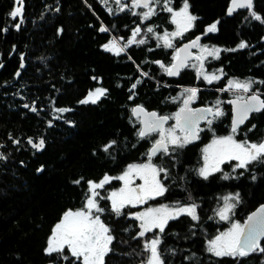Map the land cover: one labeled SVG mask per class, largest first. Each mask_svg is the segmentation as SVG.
Instances as JSON below:
<instances>
[{
  "label": "trees",
  "instance_id": "1",
  "mask_svg": "<svg viewBox=\"0 0 264 264\" xmlns=\"http://www.w3.org/2000/svg\"><path fill=\"white\" fill-rule=\"evenodd\" d=\"M187 2L190 13L198 17L190 34L203 33L219 21L218 31L206 36L208 41L221 49L235 48L241 41L249 45L235 52L222 51L219 59L211 60L209 68H222L224 72L212 86L222 87V81L229 79L250 78L256 81L251 92L262 94L264 99V84L258 83L264 81V24L251 19L247 9L227 15L230 0ZM183 3L184 0H171L169 6L178 9ZM253 5L264 16V0H253ZM15 6L14 0H0V28H8L7 32H0V64H3L0 67V154L3 155L0 158V264H69L57 254L49 256L44 251L62 213L67 207L84 206L86 181H96L105 173L117 176L129 163L143 159L147 145L137 142L139 123L132 116V107L140 104L169 114L181 106L184 86L205 83L194 81L193 72L183 71L174 81L164 71L160 70L158 76L148 71L142 63L148 58H158L167 65L173 53L165 48L150 52L146 47L133 45L126 53L116 56L101 47L113 37L122 36L123 44L138 23L146 25L140 24L139 16L131 14L136 9L109 14L98 0H87V4L84 0H24V23L17 31L14 25L19 18L14 21L8 16ZM57 7L59 12L55 11ZM155 7L157 14L153 17L161 19L159 26L168 29L172 24L170 13L164 10V0ZM101 24L109 31L100 32ZM58 29L63 31L58 33ZM21 54L23 68H20ZM17 70L21 73L19 77L15 75ZM144 72L155 76L158 82L149 81L148 76L142 75ZM137 79L142 82L133 90L135 95L130 100L129 89ZM168 81L176 86L162 84ZM97 87L107 89V95L96 104L78 103ZM200 92H203L201 99L216 94L210 90ZM173 97L177 98L175 102ZM33 103L36 112L31 111ZM24 104L30 107L25 108ZM60 107L72 111L56 113L54 109ZM49 120L52 127L48 126ZM227 130L228 123L220 127L219 133ZM242 130L243 135L238 139L262 141L264 110L253 113ZM29 137L34 142L43 137L45 148L33 149L28 144ZM15 140L20 143H14ZM113 140L116 144L105 152L104 146ZM196 153L193 145L160 160L170 163L167 165L170 185L164 201L172 205L177 201L197 204L199 221L181 216L169 221L163 234L156 229L140 238L139 223L130 215L134 211L131 206H126L124 214L117 217L111 212L110 202L98 198L99 205L105 209L100 218L114 237L105 264H144L148 256L144 241L154 235H160L159 249L165 264H261L264 261V254L259 252L247 257H215L206 250L208 240L228 225V221H220L215 214L223 195L239 192L240 202L230 220L238 219L242 223L252 210L264 204V162H254L242 176L239 173L243 170L233 173L231 164L226 163L221 167L222 172L205 180L193 167ZM41 166L43 171L38 172ZM223 172L237 178L225 180ZM81 177L80 184L73 183ZM117 185L118 181L112 180L110 188ZM100 194L105 197L103 190ZM261 245L264 246V239Z\"/></svg>",
  "mask_w": 264,
  "mask_h": 264
},
{
  "label": "snow or ice",
  "instance_id": "2",
  "mask_svg": "<svg viewBox=\"0 0 264 264\" xmlns=\"http://www.w3.org/2000/svg\"><path fill=\"white\" fill-rule=\"evenodd\" d=\"M87 4V0H84ZM117 6L114 10L112 7H107L106 10L109 14L115 12L131 11L132 9H144V11H131L133 16H139L141 21H147L155 16L156 7L161 0H131L130 3L124 0H113ZM15 7L8 16L12 20L19 22L15 23L14 27L17 31L20 30L21 25L24 23V0H14ZM103 5H108V0H100ZM171 0H164V10L171 14V23L175 25V31H165L162 35L155 33L153 27H148L146 32L154 34L157 39V47L174 48L173 40L175 38L183 37L185 33L195 26L198 17L190 14L189 4L184 0L183 6L179 10H174L169 6ZM91 5H89V8ZM237 9H247L251 19L264 24V16L254 10L253 0H230V6L226 10L227 15H232ZM56 12L60 8H55ZM43 18V17H42ZM248 19V17H245ZM219 21L214 22L208 26L202 36H207L209 33L218 31ZM115 27V25H113ZM100 32H108L109 29L101 24L98 29ZM8 28H0V32H7ZM63 29H58V33ZM140 25H136L126 42L121 44L119 39L113 37L101 47L106 51L119 56L121 53H126L127 50L133 46L144 45L147 42V36L138 39L142 33ZM202 36H197L195 39L185 44L183 48H175V55L172 57L173 63L169 66L161 61H154L168 76H177L180 70L189 66V60L195 59L198 62L192 64L191 67L196 69L197 79H203L211 84L213 81L220 80L224 75L223 69H218L219 75L208 73L205 71V61L209 58L214 60L220 58L222 51L235 52L237 49H245L249 45L241 41L235 48L221 49L216 46L209 47L208 45H201L200 40ZM198 48L199 54L193 56L190 49ZM15 50V46L13 48ZM152 49H149L151 51ZM183 53V55H181ZM131 60V56L128 57ZM20 68L24 67L23 54L20 56ZM3 67V64H0ZM139 68V65H137ZM15 75L19 77L20 71L17 70ZM143 76H148L147 72L142 73ZM96 80V77H93ZM142 81L137 79L129 89V99L134 98V91L137 85ZM252 79L245 81L229 80L227 88L220 89V91H231L233 89L242 90L247 93L251 91L253 83ZM264 84V81H258ZM108 90L102 87H97L94 90H89L87 95L78 101L80 104H96L102 97L107 95ZM199 89L185 88L181 96L182 106L172 116H161L156 112H147L142 105H137L131 109L132 115L137 118L141 127L137 131V136L140 139L149 137L152 133H158L159 139H156L151 148L147 152L148 163L144 164H129L126 170L118 177H112L105 174L98 182L93 180L86 181L87 193L84 206L78 210H67L64 212L61 220L55 225L51 231V235L47 240V246L44 249L45 253L49 256L57 254L63 260L69 261V264H105V256L111 251L110 245L114 237L110 234V229L100 218V213L105 209L99 205L98 198L106 199L111 202V212L117 217L122 216L123 209L126 206L142 205L149 200L156 197L164 196L168 191L163 183V179L168 178V170L163 167H158L151 163V160L157 154L171 155L179 148L198 140L199 133L202 129L199 128L201 120L207 121L209 129L213 120L219 118L224 113L220 109V101L212 107H205L200 109H193L190 104L197 98ZM173 102L177 99L173 97ZM54 103V102H53ZM234 105V116L232 120L231 134L227 136L214 137L210 144L205 146L203 152V166L197 171V174L207 180L215 173L222 172L221 165L230 163L232 172L235 173L238 169L243 170L239 174L242 176L248 170L249 166L254 162H264V141L259 143H249L245 141H237L235 133L238 131L239 125L243 124L248 118L249 114L253 112H261L264 110V99H261L258 92H253L247 98L237 96L235 100L229 101ZM25 108H29L28 104H24ZM31 111L36 112L37 108L35 103L31 106ZM56 113H66L72 111L71 108L60 107L55 108ZM209 116L212 119H209ZM60 119L61 117H56ZM174 119L175 124L169 128L164 125L170 120ZM71 124V121H65ZM48 126L52 127L51 120L48 121ZM255 127V125H253ZM179 133V134H177ZM14 143L19 144V140ZM28 144L37 151H42L45 148L46 141L43 137L39 138L38 142H34L33 138H28ZM116 141H111L104 146V151L107 152ZM0 158L3 155L0 154ZM38 172L43 171V166L37 169ZM139 179L142 183L136 184L135 180ZM222 178L227 180L230 178H237L230 176L229 173L223 172ZM255 180V175L252 176ZM80 180L73 183L80 184ZM112 180L123 181V187L118 190L112 191L107 197H100L98 189H104L105 185L111 183ZM223 204L216 210V216L220 221H230V216L236 208L237 203L240 202L239 192L235 194L229 193L222 197ZM234 201V202H233ZM198 205L195 203L181 204L177 201L174 205H161L157 208L149 207L144 211L131 213L136 220L140 221L139 232L137 235L140 238L146 237L148 233L158 229L159 234L165 232L168 222L177 220L181 216L190 217L192 221H199L200 217L197 212ZM261 237H264V205L248 217V220L241 225L239 222H231V227L224 232H220L214 238L207 242V252L215 257H247L252 253L264 254V246L261 245ZM162 241L160 235H154L152 239H146L143 244L145 252L148 253L147 259L144 264H165L160 252L159 246ZM67 251L68 254H65ZM74 258V259H70ZM264 264V261L261 262Z\"/></svg>",
  "mask_w": 264,
  "mask_h": 264
},
{
  "label": "flooded vegetation",
  "instance_id": "3",
  "mask_svg": "<svg viewBox=\"0 0 264 264\" xmlns=\"http://www.w3.org/2000/svg\"><path fill=\"white\" fill-rule=\"evenodd\" d=\"M183 6V5H182ZM181 8V7H180ZM179 9V8H178ZM160 20L161 19H159L158 17H151L149 20H147V21H141V19L139 18V22H141L140 24H142V22L143 23H146V25L145 26H140L141 28H142V33H141V35L138 37L139 39L140 38H144L145 36H147V42H146V44H144V45H140L142 48H144V47H146L148 50L149 49H152L151 51H153V50H155V49H159L160 47H157V43H158V41H157V39L155 38V35L154 34H149V33H147L146 32V29L148 28V27H153L154 28V31H155V33H159V34H163L165 31H168L169 33L170 32H172V30H174V24H172V26H170L168 29H166V27L165 26H163V27H160L159 26V22H160ZM169 20H170V22H171V18L169 17ZM137 25H139V23L137 24ZM163 25V24H162ZM193 29V28H192ZM191 29V30H192ZM191 30H189L187 33H185L184 34V36L183 37H179V38H175L174 40H173V43H174V48H165V49H167L170 53H173V56L175 55V48H179L183 43H185V42H188V41H191V40H193V39H195V37H197V36H202V34L204 33H196V34H190V31ZM122 37V36H121ZM200 44L201 45H208L209 47H212V46H215V45H213L212 44V42H210V41H208L207 39H206V36H202V38H201V40H200ZM140 46H138V47H140ZM162 47V46H161ZM162 48H164V47H162ZM145 49V48H144ZM150 51V52H151ZM192 52H193V55L195 56V55H198L199 54V49L198 48H193L192 49ZM172 56V57H173ZM172 57H171V59L168 61V63H167V65H165V66H169V65H171L172 63H173V59H172ZM211 60H212V58H209L208 60H206L205 61V71L206 72H208V73H214L215 72V70L214 69H211V68H209V66H208V64L211 62ZM154 61H161L160 59H158V58H148L146 61H144L143 60V64H145V66H146V68L148 69V71H150V72H153L156 76H158V72L161 70V71H163L161 68H160V66L158 65V64H156V63H154ZM192 64H196L197 65V67L199 66L198 65V62L193 58V59H190L189 60V66H187V67H185V68H183V69H181V71H180V73L181 72H183V71H187V72H189V73H191V72H193L194 74H195V76H194V81H197V82H201V83H205V85H203V86H198V85H191V86H184V88H193V87H195V88H197V89H199V92H198V94H197V98L190 104V107L191 108H196V107H198V106H209V107H212V106H214V105H216V102L219 100L220 101V104H219V107H220V109L223 111V115L222 116H220L219 118H216V119H214L213 120V123H212V125H211V129H209V125L207 124V121H205V120H203L201 123H199V128L200 129H202V131L199 133V139L198 140H195V141H193V142H191V143H189V144H187V145H185L183 148H179V149H177L175 152H173L172 154H175V153H177V154H179V153H181V152H183L184 150H185V148L186 147H189V146H193V145H195V148H196V151H197V156H196V158H195V163H194V165H193V167L194 168H196V170H198L199 168H200V166H201V164H202V156H201V151H202V149L204 148V146H206L214 137H219V136H227V135H230L231 134V130H230V121H231V117H232V106H231V104L229 103V100H231V99H235L238 95L237 94H235V93H233L232 91L233 90H231V91H220V89H225V88H227V85H228V81L229 80H231V79H229L228 81H222V83H221V85H222V87H213L212 85L213 84H216V83H218V81L219 80H217V81H213L211 84H209L207 81H204L202 78L201 79H197V72H196V69L195 68H193V67H191V65ZM218 70V69H217ZM180 73H179V75H180ZM179 75L177 76V77H171V76H168L171 80H177V79H179ZM166 77V76H165ZM155 79H157L155 76L153 77V76H148V80L149 81H156V82H158L157 80H155ZM164 86H168V87H173V86H176V84H174L173 83V81H168V82H163L162 83ZM201 90H207V91H214V92H216V94L214 95V96H212V97H205V98H203V99H201L200 97L203 95V92H200ZM251 93H253V92H251V91H249V92H247L245 95H243L242 97H244V98H246L249 94H251ZM205 94V93H204ZM86 96V95H85ZM140 105V104H139ZM143 106V105H142ZM182 106V105H181ZM180 106V107H181ZM143 107H145V106H143ZM179 107V108H180ZM146 108V107H145ZM179 108L176 110V111H171L169 114H166V113H159L158 111V114L159 115H168V116H172L175 112H177L178 110H179ZM147 109V108H146ZM148 110H150V109H148ZM253 114V113H252ZM252 114L250 115V118H251V116H252ZM135 118V117H134ZM250 118H249V120H250ZM137 119V118H136ZM209 119H212V117H209ZM249 120L246 122V123H248L249 122ZM175 120L174 119H170L169 120V122L167 123V125H166V127L165 128H168L169 126H171V125H174L175 123ZM228 123V125H229V131L227 130V132H225V133H219V130H220V127L221 126H225L227 123ZM138 123H139V121H138ZM246 123H244V125H242L241 127H244L245 125H246ZM241 127L238 129V131L235 133V139L237 140V141H242L243 139H238V136L241 134V135H243L242 133L244 132V130H242V131H240L241 130ZM249 127V126H248ZM139 128H140V124H139ZM247 129V128H246ZM245 129V130H246ZM156 139H159V134L158 133H152L149 137H147V138H145V139H138L137 140V142H139V144L141 143L142 144V142H144L145 143V145H147L146 146V150H145V153H144V155H143V159L141 160V161H139V162H135V163H144V162H148V158H147V152H148V150L150 149V147L152 146V144L155 142V140ZM141 149V148H140ZM163 156H169L170 157V155H162V154H157V156H154L153 158H152V160H151V163H153V164H155L156 166H158V167H163V168H165V169H167L168 170V167H167V165L168 164H170V163H166V162H164V161H162V160H160V158H162ZM173 158V157H172ZM129 164H132V163H129ZM128 164V165H129ZM127 165V166H128ZM127 166L124 168V170L127 168ZM221 167H222V165H221ZM123 170V171H124ZM122 171V172H123ZM121 172V173H122ZM120 173V174H121ZM106 174V173H105ZM104 174V175H105ZM120 174H118L117 176H112V177H118ZM104 175H102V177L100 178V179H102L103 178V176ZM109 175V174H108ZM109 176H111V175H109ZM162 180H163V183L165 184V186L167 187V189L169 188V185H170V178L168 177L167 179H163V174H162ZM100 179H98V180H96V182H98ZM90 180H93V179H90ZM93 181H95V180H93ZM118 181V185L116 186V188L117 189H119L120 187H122L121 185H122V182L120 181V180H117ZM138 181H140L139 179H138ZM111 184V183H110ZM110 184H108V185H105V188L104 189H98V191L99 192H101V190H103L104 191V194H105V197H107L108 196V194L110 193V192H112V190H114V189H116V188H110ZM137 184H139V183H137ZM100 196H101V194H100ZM163 197L164 196H161V197H156L155 199H153V200H149V201H147L146 203H144V204H142V205H136V206H131L133 209H134V211H133V213H135V212H139V211H144L146 208H149V207H153V208H157V207H159V206H161V205H172V204H168V203H166L165 201H164V199H163ZM85 198H86V194H85V196L83 197V199H84V202H85ZM110 202V201H109ZM110 204H111V202H110ZM153 205H157V206H153ZM67 210H73V211H75V210H78V209H73V208H70V207H67V209L65 210V211H67ZM64 211V212H65ZM64 212L62 213V215H61V217H60V219L57 221V223L61 220V218H62V216H63V214H64ZM138 221V223H139V225H140V221L139 220H137ZM235 221V219H231L230 221H228V225L226 226V227H228L229 225H230V223L231 222H234ZM245 221V220H244ZM56 223V224H57ZM55 224V225H56ZM244 224V223H243ZM55 225H54V227H55ZM53 227V228H54ZM225 227V228H226ZM224 228V229H225ZM224 229H221V230H219L218 231V233H220V232H223L224 231ZM66 254H68V255H70L69 253H67V251L65 252ZM71 259H74V258H71Z\"/></svg>",
  "mask_w": 264,
  "mask_h": 264
},
{
  "label": "rangeland",
  "instance_id": "4",
  "mask_svg": "<svg viewBox=\"0 0 264 264\" xmlns=\"http://www.w3.org/2000/svg\"><path fill=\"white\" fill-rule=\"evenodd\" d=\"M98 1L100 2V0H98ZM124 2H126V3H130L131 0H124ZM101 5L104 6L105 9H106L107 7H112V8H116V7H117V6L114 4L113 0H108V5H103L102 3H101ZM179 9H180V8H179ZM179 9H174V10H179ZM132 10H133V9H132ZM134 10H135V9H134ZM106 11H107V10H106ZM136 11H144V9H136ZM190 14H191V13H190ZM170 18H171V14H170ZM172 31H175V25H174V30H172ZM137 38H138V37H137ZM138 39H139V38H138ZM215 73H216L217 75H219V72H218L217 70H215ZM232 92L235 93V94H237L238 96H243V95L246 94V93L243 92L242 90H237V89H233ZM182 99H183V97L181 96V101H182ZM181 105H182V104H181ZM174 123H175V122H174ZM171 126H173V125H171ZM171 126H169V127H171ZM169 127H168V128H169ZM177 134H179V133H177ZM212 140H213V139H212ZM212 140H211V141H212ZM245 140H247V139H243L242 141H245ZM211 141H210L208 144H210ZM247 141H248L249 143H256V142H251V141H249V140H247ZM262 141H264V139H263ZM262 141H260V142H262ZM258 143H259V142H258ZM208 144H207V145H208ZM207 145H206V146H207ZM204 148H205V146H204ZM204 148H203V149H204ZM203 149H202V150H203ZM201 156H202V164H201L200 167L203 166V152H202V151H201ZM144 163H148V162H144ZM144 163H141V162H140V163H132V164H144ZM125 170H126V169H125ZM125 170H124V171H125ZM124 171H123V172H124ZM123 172H122V173H123ZM122 173H121V174H122ZM121 174H120V175H121ZM120 175H119V176H120ZM121 182H122V185H121V186L123 187V181H121ZM135 183H136V184H137V183H142V181H138V178H137V179L135 180ZM120 188H121V187H120ZM115 190H118V189L116 188V189H114V190H112V191H115ZM223 196H225V195H223ZM223 196H222V197H223ZM222 197H221V198H222ZM222 204H223V201H222V203H221L220 206H222ZM153 206H157V205H153ZM220 206H219V207H220ZM234 222H239L241 225H243L242 221H240V220H238V219H236ZM230 227H231V223H230V225H229L228 227H226V228L224 229V231H227ZM224 231H223V232H224ZM217 234H219V233H217ZM217 234H216V235H217ZM216 235H215V236H216ZM215 236H214V237H215ZM214 237H213V238H214ZM211 239H212V238H211Z\"/></svg>",
  "mask_w": 264,
  "mask_h": 264
},
{
  "label": "water",
  "instance_id": "5",
  "mask_svg": "<svg viewBox=\"0 0 264 264\" xmlns=\"http://www.w3.org/2000/svg\"><path fill=\"white\" fill-rule=\"evenodd\" d=\"M230 6V5H229ZM192 41V40H191ZM190 41H188V42H185V43H183L179 48H183V46L185 45V44H188ZM193 49V48H192ZM192 49H190V51H191V53L193 54V52H192ZM181 55H183V53H181ZM194 56V55H193ZM181 71V70H180ZM178 76V75H177ZM177 76H171V77H177ZM252 94V93H251ZM251 94H249V95H251ZM259 95H260V97H261V99H263V96H262V94H260V93H258ZM248 95V96H249ZM247 96V97H248ZM246 97V98H247ZM236 99V98H235ZM235 99H231V100H229V101H232V100H235ZM231 104V103H230ZM137 105H139V104H137ZM137 105H134L132 108H134V107H136ZM231 106H232V117H231V121H230V130H231V127H232V120H233V116H234V105L233 104H231ZM205 107H209V106H198V107H196V108H193V109H200V108H205ZM144 109L147 111V112H156L157 114H158V112L156 111V110H148V109H146L145 107H144ZM132 113V112H131ZM253 113H257V112H253ZM252 113H250L249 114V118H250V115H251ZM159 115V114H158ZM133 116V115H132ZM161 116H168V115H161ZM134 117V116H133ZM209 117H211V116H209ZM136 118V117H135ZM249 118L244 122V123H246L248 120H249ZM203 120H201L199 123H201ZM169 122V121H168ZM167 122V123H168ZM167 123L164 125V127H166V125H167ZM244 123L243 124H241V125H239V128L242 126V125H244ZM140 127H141V125H140ZM238 128V129H239ZM151 148V147H150ZM262 205H264V204H260V205H258L254 210H252L248 215H247V217H246V219H245V221H244V223L248 220V217L250 216V215H252L254 212H256L259 208H260V206H262ZM264 239V237H261V241Z\"/></svg>",
  "mask_w": 264,
  "mask_h": 264
}]
</instances>
